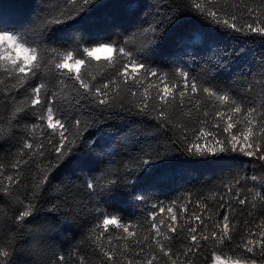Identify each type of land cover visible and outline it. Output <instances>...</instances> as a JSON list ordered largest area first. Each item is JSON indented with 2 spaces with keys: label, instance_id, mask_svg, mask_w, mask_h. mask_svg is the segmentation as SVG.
I'll return each instance as SVG.
<instances>
[{
  "label": "snow or ice",
  "instance_id": "1",
  "mask_svg": "<svg viewBox=\"0 0 264 264\" xmlns=\"http://www.w3.org/2000/svg\"><path fill=\"white\" fill-rule=\"evenodd\" d=\"M100 7L99 0H36L27 21L5 20L0 9V143L18 144L7 161L0 156V177L8 182L3 191L11 196L23 166L33 170L32 198L15 200L20 210L12 223L23 228L29 222L38 210L35 190L43 188L52 170L79 154L92 139H85L88 133L102 131L109 121L140 117L141 123L152 122L147 127L155 131L148 135L164 134L174 147L153 149V141L141 144L146 134L138 133L139 147L121 162L122 174H113L104 161L88 172L83 184L87 198L111 201L123 193L152 209L144 229L98 204L81 241L97 256V264H258L255 257L264 258V87L252 96L251 84L237 91L220 81L217 74L246 49L217 51L206 34L264 41V0L257 7L247 0H148L146 6L136 5L144 10L128 28L108 18L96 20ZM188 19L197 27L177 45L191 62L178 63L179 56L157 62L164 39ZM198 50L203 51L201 63L195 59ZM256 82L264 86V64ZM181 112L188 119L178 122ZM170 153L212 163L237 154L258 162L254 166L260 172L234 176L223 191L194 203L191 194L179 205L149 202L145 193L154 189L145 181L167 167ZM9 166L16 169L15 176L6 174ZM208 199H218V209L210 208ZM237 205L242 212L260 211L243 222L242 233L233 215ZM57 207L53 204L52 210ZM64 220L78 225V215L65 214ZM14 239L0 242V264H13ZM225 247L235 258L223 254ZM69 260L88 264L80 248L68 258L58 255L53 264Z\"/></svg>",
  "mask_w": 264,
  "mask_h": 264
},
{
  "label": "trees",
  "instance_id": "2",
  "mask_svg": "<svg viewBox=\"0 0 264 264\" xmlns=\"http://www.w3.org/2000/svg\"><path fill=\"white\" fill-rule=\"evenodd\" d=\"M247 2L253 7L259 4V0H247ZM99 3L102 7L95 13L96 20L103 21L108 18L119 24L121 28H128L133 20L138 18V14L144 10L136 5L146 6L148 0H99ZM35 4L36 0H0V9L3 10L5 20L27 21L32 16ZM194 27H197L195 21L188 19L177 31L167 36L156 55L157 62L166 64L169 57L179 56L178 63L181 61L190 63L189 55L183 54L177 41L186 36ZM206 40L215 45L217 51L241 47L246 49L243 56H232L228 66L217 75L220 81L231 83L237 91L251 84L254 91L249 95L256 96L264 87L256 82L259 78L260 66L264 64V41L258 37L230 38L220 33L206 34ZM132 43L130 41V45ZM201 56H203V51L198 50L195 57L197 63L202 62ZM193 67L195 68V64ZM249 73H252L251 78L237 79ZM0 89H3V86H0ZM0 111L3 109L0 108ZM176 119L178 122H183L188 117L181 112L177 114ZM151 123V121L141 123L140 117H129L126 121H109L102 125V131L93 130L88 133L85 139L87 140V136H91L92 139L79 154L52 170L43 188L35 190L38 193V199H35L34 203L37 204L38 210L33 217L28 218L29 222L23 228H16L11 217L20 210V205L15 203L17 198L25 203L28 198H32L33 170L30 165L23 166V175L14 186L11 196L3 191V188L8 187V182L0 177L3 181L0 186V217H3L0 242H7L12 239L13 235L15 236L11 257L13 264H53L58 255H65L68 258L75 248H80V254L85 255L88 264H97V256L92 253L86 242L81 241L97 214L98 204L102 209L118 213L126 220H133L147 229L148 225L144 221L148 211L152 209H147L144 205L130 200L123 193L118 194L111 201L87 198L83 184L89 179L88 172L99 165L100 161H104V167L112 169L113 174L120 173L121 162L129 153L135 154L132 150L139 147L135 144V137L138 133L146 134L141 137V144L145 140L153 141L151 144L153 149L165 146L169 149L174 147L168 143L164 134L148 135L155 131L147 127V124ZM167 135L170 138L171 134ZM125 140L128 141L127 144L124 143ZM17 146L18 144L11 142L0 143V156L7 161L10 153L16 152ZM93 148L97 149L96 157L92 155ZM212 159L216 158H209V160ZM219 159V163H212L208 160L191 159L178 153H170L167 167L145 181L146 187L154 189L145 193L149 202L162 201L167 205L172 201H177L179 205L191 194L194 203L198 198L207 197L213 191H223V184L234 176H251L253 173L259 174L260 172V169L254 166L258 162L249 161L248 158L237 154ZM109 161H114V163H108ZM15 173L16 169L10 166L6 168V174L15 176ZM161 176L164 178L162 181L156 179ZM242 183L245 182L242 181ZM246 183L251 185L253 182L248 180ZM25 184L27 188L24 187ZM205 202L213 209H218L220 203L218 199L216 201L208 199ZM53 204L58 205L55 210H52ZM192 207L193 205H189L190 209ZM249 211L253 210L247 208L242 212L240 206L237 205L233 213L237 230L241 233L245 220L251 221L260 215L259 209L253 211V216L248 215ZM65 214L78 215V225L69 226L64 220ZM220 214L223 215L222 210ZM222 252L225 256L236 255L228 247L223 248ZM262 259L264 258L259 257L260 261ZM68 264H73V261L69 260ZM200 264H205V262L201 261Z\"/></svg>",
  "mask_w": 264,
  "mask_h": 264
},
{
  "label": "rangeland",
  "instance_id": "3",
  "mask_svg": "<svg viewBox=\"0 0 264 264\" xmlns=\"http://www.w3.org/2000/svg\"><path fill=\"white\" fill-rule=\"evenodd\" d=\"M229 256H233V258H235V255H229ZM259 255H257L255 258L257 259V261H258V264H261V261L259 260Z\"/></svg>",
  "mask_w": 264,
  "mask_h": 264
}]
</instances>
